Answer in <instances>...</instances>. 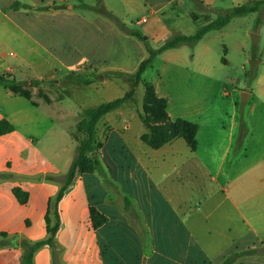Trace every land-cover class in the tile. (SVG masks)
<instances>
[{
	"label": "crops",
	"instance_id": "0c3cea01",
	"mask_svg": "<svg viewBox=\"0 0 264 264\" xmlns=\"http://www.w3.org/2000/svg\"><path fill=\"white\" fill-rule=\"evenodd\" d=\"M221 1L0 0V73L15 80L26 65L22 56L4 51L14 45L40 49L66 70L132 73L112 60L121 52L128 57L129 46L141 52L142 61L145 49L104 12L122 25L128 18L146 19L139 33L149 43L170 39L179 15L206 24L226 14ZM13 3L21 8L13 10ZM48 59L42 62L50 65L48 78L35 73L24 80L34 108L40 104L32 101L37 89L46 80L57 82L60 72ZM255 85L261 96L240 111V121L234 104L229 120L204 123V134L193 123V151L179 138L152 149L141 142L145 128L133 141L125 139L128 115L118 121L121 129L96 128L100 167L76 176L57 201L56 250L41 247L32 264H222L229 257H234L230 264H264V72ZM245 91L248 102L252 92ZM43 93L46 105L62 101ZM13 97L23 98L0 87V121L14 127L0 136V264H22L21 240L47 238L46 214L77 154V149L73 157H65L62 148L42 149L27 109H5ZM166 102L169 122L187 121ZM125 105L114 115L124 114ZM91 209L103 216L102 225H93Z\"/></svg>",
	"mask_w": 264,
	"mask_h": 264
},
{
	"label": "rangeland",
	"instance_id": "374dc122",
	"mask_svg": "<svg viewBox=\"0 0 264 264\" xmlns=\"http://www.w3.org/2000/svg\"><path fill=\"white\" fill-rule=\"evenodd\" d=\"M252 2L222 0L220 4L222 3L229 12L236 6L248 5ZM179 16L181 23L170 26L172 29L170 38L174 35H193L205 24L202 21L195 22L191 18ZM216 17L218 16H213L210 21ZM112 23L119 30L118 26ZM123 25L126 29L137 32H143L145 27L144 24L137 26L135 17L128 18ZM252 35L257 37L255 43L252 41ZM166 40L140 43L144 49L146 46L155 49ZM25 44L31 46L28 41ZM124 49L128 51L129 56L121 52L112 62L121 63L127 71L133 72L108 80H104V76L101 75L90 85H83L75 75L99 74L97 70L90 68L66 70L40 49L30 52L27 47L16 48L14 45L11 49L4 50L22 56L26 62L24 68L15 74V81L23 83V87L28 86V82L24 80L35 73L49 77L47 69L50 65L42 63L45 58H49L51 67L60 70L55 78L57 82L46 80L43 82L44 85L37 89L32 101L40 103L39 107L34 108L31 102L24 98L13 97V101L6 104L5 109H27L36 135L42 141L40 147L45 151L55 147L58 150L62 148L65 157H73L76 153V144L72 135L76 134V126L82 117V111L121 98L126 92L133 90L132 99L122 109L126 111L124 114L109 113L102 117L96 126V128L100 127L101 131L104 128L103 133L107 131L105 128L108 125L121 129L122 125L118 123L121 117L131 116L128 122L129 130L124 134V138L133 141L135 135L144 132L138 114L145 116L151 125L161 123L156 119V114L145 111L143 83H136L134 79L142 54L129 46ZM144 55L145 59L146 50ZM250 60L261 61V64L251 69ZM262 72H264V8L245 16L234 17L224 28L207 33L194 45L184 44L163 52L145 70L142 80L151 83L157 95L168 100L170 107L176 113H181V117L184 115L185 120L200 125L201 134H204V123L209 121L217 126L221 117L227 122L233 113L234 104L237 121L242 119L240 111L248 110L254 98L261 96L255 85V77ZM32 83L35 86L39 85L35 81ZM244 89L252 92V98L246 103L242 102L241 97ZM47 91L51 92L53 99L61 96L62 101L57 99L50 106L43 103L42 94Z\"/></svg>",
	"mask_w": 264,
	"mask_h": 264
},
{
	"label": "trees",
	"instance_id": "16d2710c",
	"mask_svg": "<svg viewBox=\"0 0 264 264\" xmlns=\"http://www.w3.org/2000/svg\"><path fill=\"white\" fill-rule=\"evenodd\" d=\"M13 10H18L21 7L17 3H13ZM261 8H264V0L253 1L248 5H241L232 8L224 15H220L212 21L202 25L197 29L193 35H174L170 39L166 40L158 48L151 49L146 46L147 57L142 60L135 72L134 79L136 83L142 82L145 92V111L147 113H154L157 115V120L160 125H151L148 123L147 118L138 114V118L141 124L144 126L146 133L141 136V142L152 149H158L161 146L171 142L174 139H182L190 150H194L196 147L195 136L197 133V125L178 120L176 122H169L166 108L167 102L164 98L156 96L154 87L151 83L142 80V74L145 70L151 66L157 56L163 52L178 48L181 45L189 44L194 45L198 43L207 33L211 31H218L224 28L234 17L245 16L250 13L258 12ZM104 17L114 22L119 30L128 36L137 39L139 42L146 43L143 36L133 30H125L124 25L120 24L116 18L107 12L103 13ZM104 76V80L111 78L123 77L125 74L121 72H104V73H91V74H76L75 77L83 85H90L93 80H97L99 76ZM0 87L13 92L25 99H29V91L27 88H23L20 83H17L11 75L6 73H0ZM134 94L133 90H130L124 94L123 97L117 98L107 103L98 105L97 107L86 109L82 113V118L76 126V134L73 138L77 142V154L73 160L71 167L69 168L63 184L56 196L53 207L49 208L45 217L47 238L43 241L30 243L25 240L20 241V248L22 249V264H32L34 253L41 247H49L51 250H56L55 233L59 227V219L56 209L57 201L69 188L76 176L83 173H90L96 169H99L100 164L95 157V152L101 147L99 143L95 141L96 126L102 117L119 109L132 99ZM14 130V127L6 120L0 121V136L8 134ZM79 135V136H78ZM19 201L23 200V197L17 194ZM91 220L95 227L102 225L105 222L103 216L98 214L95 210H90ZM5 237V236H4ZM16 239V238H15ZM234 257H229L222 264H230V261Z\"/></svg>",
	"mask_w": 264,
	"mask_h": 264
},
{
	"label": "water",
	"instance_id": "95a60500",
	"mask_svg": "<svg viewBox=\"0 0 264 264\" xmlns=\"http://www.w3.org/2000/svg\"><path fill=\"white\" fill-rule=\"evenodd\" d=\"M256 40H257V37L255 35H252V41H253V43H255ZM257 63H258V61H256V60H250V68L251 69H255ZM241 97H242V102H246L247 97H248L247 96V92L246 91L243 92Z\"/></svg>",
	"mask_w": 264,
	"mask_h": 264
},
{
	"label": "built area",
	"instance_id": "2783aa9c",
	"mask_svg": "<svg viewBox=\"0 0 264 264\" xmlns=\"http://www.w3.org/2000/svg\"><path fill=\"white\" fill-rule=\"evenodd\" d=\"M146 22H147L146 19H141V20L137 21L135 24H136V25H143V24H145Z\"/></svg>",
	"mask_w": 264,
	"mask_h": 264
}]
</instances>
